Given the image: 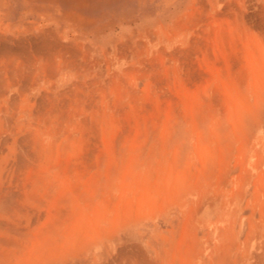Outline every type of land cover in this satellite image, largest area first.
Returning <instances> with one entry per match:
<instances>
[{
  "label": "bare ground",
  "instance_id": "6f19581e",
  "mask_svg": "<svg viewBox=\"0 0 264 264\" xmlns=\"http://www.w3.org/2000/svg\"><path fill=\"white\" fill-rule=\"evenodd\" d=\"M212 3L264 31V10ZM207 12L105 46L0 32V264H264V52L217 56Z\"/></svg>",
  "mask_w": 264,
  "mask_h": 264
},
{
  "label": "rangeland",
  "instance_id": "374dc122",
  "mask_svg": "<svg viewBox=\"0 0 264 264\" xmlns=\"http://www.w3.org/2000/svg\"><path fill=\"white\" fill-rule=\"evenodd\" d=\"M190 1L192 0H0V32L15 33V35L28 33L35 26L41 24L42 21L48 20L49 22H56L61 31L67 28V25L75 29H89L92 34L94 31L95 35L92 38L94 43L105 46L110 41L105 40L109 33L119 34L124 29L123 32H129L130 38H133L136 34L142 33L148 28L157 30L161 25L167 24L175 15L180 13ZM206 1L208 2V12L204 13L206 18H204V25L201 28L204 31L202 32L203 35L214 39L215 45L213 48L217 56L223 55L224 50L235 53L234 49L238 48L237 52L242 56L240 68L250 70L252 61L260 60V55H263L264 49H260L261 45L264 47V31L258 30V28L250 29L246 26L242 30V26L237 27L233 20L213 11L211 6L214 0ZM242 1L243 5L247 9L249 7L251 11L254 8L264 10V0ZM82 17L83 21H81ZM28 22L30 23L28 24ZM105 23H108V25ZM21 29L23 32L20 31ZM225 37L229 39L228 42L223 41ZM213 55L215 54L213 53ZM219 78L218 75L220 84L217 83V85H221L219 87L222 88L224 80ZM191 89L186 90L190 92ZM187 98H191L190 94L187 95ZM145 234L146 236L141 242L144 245L146 244L145 246L148 249L153 240L150 239L152 235H148L147 232Z\"/></svg>",
  "mask_w": 264,
  "mask_h": 264
},
{
  "label": "crops",
  "instance_id": "0c3cea01",
  "mask_svg": "<svg viewBox=\"0 0 264 264\" xmlns=\"http://www.w3.org/2000/svg\"><path fill=\"white\" fill-rule=\"evenodd\" d=\"M132 233H130L129 235H126V236H123V238H122V240L123 241H131V240H134V239H136L137 237H136V235L134 236V235H131Z\"/></svg>",
  "mask_w": 264,
  "mask_h": 264
}]
</instances>
